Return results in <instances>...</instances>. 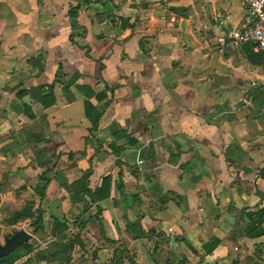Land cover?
I'll list each match as a JSON object with an SVG mask.
<instances>
[{"label": "crops", "instance_id": "obj_1", "mask_svg": "<svg viewBox=\"0 0 264 264\" xmlns=\"http://www.w3.org/2000/svg\"><path fill=\"white\" fill-rule=\"evenodd\" d=\"M251 22L242 0H0V176L34 186L36 149H48L45 212L60 201L86 222L99 207L88 228L142 245L138 264H161L165 248L170 261L264 264V221L245 232L247 213L264 219V49L224 46ZM87 101L103 115L93 138ZM120 130L135 145L116 141ZM87 171L90 187L111 176L112 188L83 214L59 187ZM128 219L167 237L156 260L155 240L135 239ZM211 240L221 243L206 256Z\"/></svg>", "mask_w": 264, "mask_h": 264}, {"label": "trees", "instance_id": "obj_2", "mask_svg": "<svg viewBox=\"0 0 264 264\" xmlns=\"http://www.w3.org/2000/svg\"><path fill=\"white\" fill-rule=\"evenodd\" d=\"M26 95L25 91H22L18 93L17 99L21 101L22 97ZM88 96V99H90L93 94L90 93ZM97 98L102 99L103 97L97 96ZM40 103L43 107H48L50 103L45 101L44 99H40ZM23 105V104H22ZM25 107V105H23ZM25 113H28V109L25 108ZM85 115L86 118L89 120L91 127L88 130L89 136L92 138L96 135L100 128V121L103 117L97 109L89 102L87 101L85 103ZM31 118L33 116L29 114ZM124 139L126 141L127 145H135L134 139L127 134L124 130H120L118 133L115 134V140L120 141ZM86 142H91L89 139H86ZM98 150V148H96ZM122 147H117L116 145H111V151L114 154V156L118 159L122 152ZM37 151V157L36 160V166L43 170V173L40 176H35L36 180V188H35V196L36 201L31 202L27 204V206L19 211H16L13 215V217L8 221L9 225H14L19 222L23 221H30V225L34 229L35 233L41 232L44 228L43 225V219H44V213L45 210L43 208L44 203L46 200L50 199L49 195H52V193L55 190L56 186V179L54 176H46L50 174L51 172H54L57 168L56 163L53 162L51 159L53 157V153L45 149L44 157L40 156L42 152L39 149H36ZM44 151V150H43ZM69 157L71 154H67ZM62 157L61 154L57 155V159H60ZM89 171L86 172L84 176H82L79 180L71 183V184H65L61 185L59 187V192L62 193V200H67L70 204H81L83 207V214H86L90 207L98 205V203H101L102 201L108 200L111 197V188H112V177L111 176H103L102 183L100 186H94L90 187V177L88 176ZM135 201H139V199H135ZM102 210L97 207V213L90 217L86 222H83L84 224H81V221L79 220H71L66 215H63V219L61 220L56 215L52 216L53 220V232L56 235V248L57 250L61 251L64 256L70 255V253L73 251V248L75 245H77L81 250L85 249V245L81 238V233L84 232L85 226L88 224L93 223H99L101 225V216ZM253 216H255V219H259L257 221L252 220ZM250 213L246 214V217L250 221L248 228L245 229L246 235L248 237L252 236L253 232H257L259 227L263 224L264 219H261L263 216V210H261L259 213L253 215ZM72 223L75 226L78 227L79 233L74 234V237L70 236L68 232H70V228L68 226V223ZM128 229L132 233L134 232L137 237L135 239H144V240H155V246L153 253L151 254V257L156 260V254L160 247L166 246L168 243L167 237L161 232L157 234L156 236H152L151 233H145L143 230H141V225L139 221L132 223L130 219H128ZM241 228L236 226L233 230L232 236L233 238L240 232ZM260 232L258 235H261ZM220 241L218 240H211L207 244H205L202 247L203 254L208 256L211 255L215 249H217L218 246H220ZM24 250L23 256H29L32 253L31 246L29 244H25L21 247H18L15 251L10 253L8 256L0 258V264H14L16 257L15 255L21 251ZM118 253L115 252L113 256V260L116 264H121L122 259L116 258ZM197 253V252H194ZM53 257L56 256V253H52ZM177 258H174V260ZM173 260V261H174ZM182 260H186V258H182L181 260H178L177 262H180Z\"/></svg>", "mask_w": 264, "mask_h": 264}, {"label": "rangeland", "instance_id": "obj_3", "mask_svg": "<svg viewBox=\"0 0 264 264\" xmlns=\"http://www.w3.org/2000/svg\"><path fill=\"white\" fill-rule=\"evenodd\" d=\"M28 180V177L26 179L17 176H0V243L5 244L7 238H10L16 231L22 229L32 235V239L28 243L32 249L31 255L23 256L24 250L19 251L15 255L16 260L14 264H116L113 260L116 251L120 252L116 258L123 260L121 264H138V251L142 245H139V247L132 243L111 245L104 240L105 238L103 239V236L94 227L88 228V224L85 226L84 232L81 233L85 249L81 250L75 245L69 256H64L55 246L57 237L53 232L51 214L44 213V228L38 233H35L30 225V221L9 225L8 221L16 211L24 209L27 204L37 200L34 194L36 184L33 186L32 183L31 186ZM45 205L46 203H44L43 207ZM52 209L55 211V215L62 220L63 211L65 210L62 202H55ZM69 212V215L73 216L70 218L71 220H78L81 217V214L77 215L73 210H69ZM82 219L81 224L83 225V221L86 218L83 217ZM68 226L70 228V232H68L70 236L74 237V234L79 233L78 227L74 224L69 222ZM153 248L154 244H151L150 248H147L146 251L150 254ZM164 250V254L161 255L163 259L161 264H207L205 261L197 259V257L180 262H177L178 258L170 261L168 249L165 248ZM53 252L57 254L54 257L52 255ZM231 263L229 262V264Z\"/></svg>", "mask_w": 264, "mask_h": 264}, {"label": "built area", "instance_id": "obj_4", "mask_svg": "<svg viewBox=\"0 0 264 264\" xmlns=\"http://www.w3.org/2000/svg\"><path fill=\"white\" fill-rule=\"evenodd\" d=\"M252 16V22L243 31L232 30L227 34L224 46L243 48L252 45L256 50L264 49V0H242Z\"/></svg>", "mask_w": 264, "mask_h": 264}, {"label": "water", "instance_id": "obj_5", "mask_svg": "<svg viewBox=\"0 0 264 264\" xmlns=\"http://www.w3.org/2000/svg\"><path fill=\"white\" fill-rule=\"evenodd\" d=\"M31 239L32 235L24 229L16 231L10 238L5 240V244L0 243V258L8 256L18 247L28 244Z\"/></svg>", "mask_w": 264, "mask_h": 264}]
</instances>
